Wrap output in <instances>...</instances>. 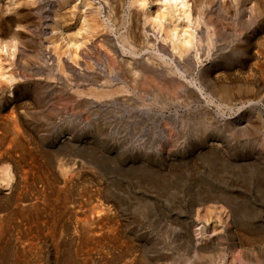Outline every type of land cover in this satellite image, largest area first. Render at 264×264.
<instances>
[{"label":"rangeland","instance_id":"1","mask_svg":"<svg viewBox=\"0 0 264 264\" xmlns=\"http://www.w3.org/2000/svg\"><path fill=\"white\" fill-rule=\"evenodd\" d=\"M18 6L10 7L28 24L27 14L34 10ZM44 12L49 22V6ZM260 14L248 15L245 24L237 16L228 20L230 30L218 43L231 48L215 60V68L174 76L184 86L164 89L160 82L169 76L159 69L144 80L150 90L135 92V83L126 82L133 73L121 66L117 74L108 75L115 87H127L117 94L123 100L88 99L85 109L67 106L49 89L35 92L34 84L26 83L37 61L46 60L41 55V42L51 45L46 36L43 41L28 36L23 45L12 40L18 45L16 53L3 50L0 117L16 109L37 155L45 152L51 172L66 168L70 147L85 153L93 165L82 168L65 200L53 197L51 206L41 205L40 224L20 219L19 237L28 244L10 247L9 253L6 249L13 245L0 241V264H264V11ZM48 28L42 27L46 32ZM241 32L246 39L240 40ZM259 45L263 49L257 55ZM133 75L143 80L138 72ZM199 91L236 101L246 96L253 102L229 110L214 97L198 102ZM60 129L76 134L71 146L55 142ZM209 197H225L229 207L206 202ZM107 204L115 206L110 210L118 220L113 222L115 231L101 229L106 239L96 237L81 250V228L75 224L84 216L80 210L88 213ZM12 229L4 235L8 242L18 235Z\"/></svg>","mask_w":264,"mask_h":264},{"label":"bare ground","instance_id":"2","mask_svg":"<svg viewBox=\"0 0 264 264\" xmlns=\"http://www.w3.org/2000/svg\"><path fill=\"white\" fill-rule=\"evenodd\" d=\"M9 2V5H5L3 0H0V79L1 77L4 79L5 76V71L2 72L5 66L2 64L5 60L3 50L5 48L6 52L13 53L17 45H14L12 40L14 43L19 42L18 45H23L20 42L28 36L41 38V41L46 36L44 41L47 39L51 45L49 43L43 45L44 42L40 41L41 55L43 58L46 57V60L37 61L36 69L27 78L26 83L34 84L35 87L32 89L35 92L49 89L67 106L71 103L80 109L87 107L88 99L93 103H109L115 100L116 96L123 100L117 94L127 91V87H119V84L115 87L117 85L114 84L113 76L108 75L117 74L121 66L128 67L133 74L138 72L139 75H143L142 81L136 80L133 74L126 81L135 83L133 87L135 92L150 90L151 87H145L148 84L144 80L147 76H153L154 71L159 69L164 72L165 77L169 76L167 79L162 78L160 82L167 86H163L164 89L184 86V83L175 80L174 76L184 72L204 71L206 67L215 68V60L225 54L223 51L231 48L227 43H218V40L225 36L224 33L230 30L228 20L232 21L234 16H237L240 24H245L248 15L254 18V15L260 16L264 11V0H53L51 3L45 0H9ZM16 5L22 8L31 6L34 10V13L27 14L30 21L28 24L24 23L25 16H18L21 12L11 10L10 6ZM48 6L51 14L49 22L44 12ZM12 14L15 16H11ZM45 24L49 27L48 32L42 29ZM240 37V40H244L246 34L241 32ZM147 48L151 51H147ZM262 49L263 47L259 45L257 55L262 54ZM40 52H37L39 56ZM19 54L21 55V52ZM23 55L25 54L22 53L21 56ZM54 70L57 71L54 73ZM212 74L213 72L210 76ZM35 75L37 76L34 77ZM10 80H13L11 76ZM212 95L211 93L205 95L201 91L195 93L198 102H212L214 97L219 100V106L229 110L236 108L237 103L242 104L240 110L245 104L253 102L246 99V96L236 101L228 95H217L214 92ZM1 99L3 101V97ZM15 110L12 107L7 117H0V241L6 246L13 245L6 249L8 252L11 250L10 247L19 249L28 244L22 240L23 236L19 237V233L22 232L19 229L20 219L36 221L40 216L38 212L42 208L41 205L51 206L53 197L57 201L62 198L65 200L69 185L82 172L84 166H91L93 162L87 160L82 151L70 147L66 154L68 156L66 168L58 174L51 172L47 167L45 152L38 151L41 157L37 155L33 138L28 135L25 128L26 121L15 113L17 112ZM240 118H243L242 115L234 119V122H240ZM54 134L55 142L70 146L71 138L76 136L75 133V136L71 135L64 129ZM67 164H72V167L67 168ZM39 183L41 184L38 185ZM3 188L7 190L6 193L2 192ZM225 197H209L206 202H222L228 206ZM108 204L104 208L100 206L99 209L92 207L91 211L87 210L88 213L80 210L84 215L83 219L81 218L79 225L75 224L77 228H81V250L96 237L106 239L104 234L100 233L101 229H107L111 233L115 231L118 220L111 218L110 210L114 205ZM37 221L39 223V220ZM9 227L14 228V231L17 229L18 235H14L13 242L11 240L8 242L4 237ZM204 230L205 228L201 226L200 233Z\"/></svg>","mask_w":264,"mask_h":264}]
</instances>
